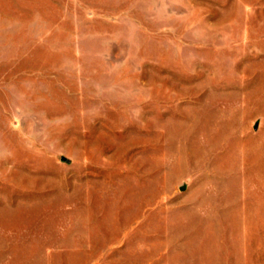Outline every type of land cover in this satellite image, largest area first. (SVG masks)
Instances as JSON below:
<instances>
[{"label": "rangeland", "instance_id": "1", "mask_svg": "<svg viewBox=\"0 0 264 264\" xmlns=\"http://www.w3.org/2000/svg\"><path fill=\"white\" fill-rule=\"evenodd\" d=\"M0 264H264V0H0Z\"/></svg>", "mask_w": 264, "mask_h": 264}]
</instances>
